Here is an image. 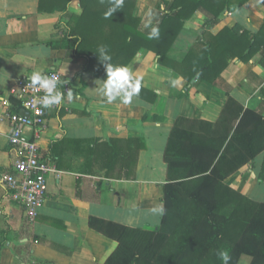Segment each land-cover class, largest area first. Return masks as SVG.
<instances>
[{
	"label": "crops",
	"instance_id": "1",
	"mask_svg": "<svg viewBox=\"0 0 264 264\" xmlns=\"http://www.w3.org/2000/svg\"><path fill=\"white\" fill-rule=\"evenodd\" d=\"M165 1L172 0H131L128 12L142 20L151 7L157 12L155 23L167 11ZM233 3L214 21L203 7L182 18L169 52L181 62L194 48L195 58L203 53V62L207 58L206 63H212V55L219 51L223 64H214L216 69L199 80L192 65L184 63L176 71L142 47L128 66L157 97L153 102L134 97L124 104L108 103L99 95L95 87L102 79L84 71L86 58L70 47L48 43L67 34L62 11H40V0H0V264H104L117 242L92 230L88 218L97 215L150 229L159 224L162 215L151 210L163 204L167 176L163 154L176 118L216 121L230 96L264 114V2ZM69 10L76 15L83 12L79 0H72ZM206 43L213 46L212 54L204 51ZM241 52L246 56L240 57ZM53 70L71 85L72 98L50 110L39 139L42 155L55 171L49 175L46 199L32 222L2 181L5 173L13 171L16 158L9 142L12 111L4 99L14 96L11 90L20 78ZM28 134L33 136L31 130ZM142 136L147 147L139 151L129 177L124 173L133 168L118 164L107 175L105 159H95L91 151L99 140ZM226 182L248 198L264 202V195L256 190H264V151Z\"/></svg>",
	"mask_w": 264,
	"mask_h": 264
},
{
	"label": "trees",
	"instance_id": "2",
	"mask_svg": "<svg viewBox=\"0 0 264 264\" xmlns=\"http://www.w3.org/2000/svg\"><path fill=\"white\" fill-rule=\"evenodd\" d=\"M216 1H165L167 11L155 22L160 36L152 40L147 38L142 20L128 12L131 0H125L123 8L107 19L104 13L108 0H79L81 15L70 12L72 0H40L39 10L63 12L67 34L63 40L48 43L72 48L77 56L86 58L84 71L102 80L106 79V69L97 53L101 45L107 46L113 64L128 65L145 47L157 54L160 64L176 71L184 63L192 65L191 71L201 80L207 76L206 71H213L214 64L224 63L218 49L212 63H206L207 58L203 62V53L195 58L194 48L181 62L171 58L169 52L182 18L203 7L214 21L222 11L234 7L233 0ZM224 31L234 32L230 28ZM205 47L207 54L213 53L212 45L206 43ZM245 56L240 53V57ZM138 97L153 102L157 95L142 82ZM9 101L11 111L21 110L17 97ZM224 106L216 121L179 116L172 124L163 154L167 165L162 197L165 211L157 228L133 227L90 215L88 225L92 230L117 242L104 264H222L217 256L221 249L229 251V264H238L242 255L251 257L250 264H264V202L248 198L226 182L264 151V114L242 106L231 96ZM146 147L143 136L111 138L97 141L91 151L95 159H105L107 175L118 164L133 168L124 173L129 177L136 169L139 151Z\"/></svg>",
	"mask_w": 264,
	"mask_h": 264
},
{
	"label": "built area",
	"instance_id": "3",
	"mask_svg": "<svg viewBox=\"0 0 264 264\" xmlns=\"http://www.w3.org/2000/svg\"><path fill=\"white\" fill-rule=\"evenodd\" d=\"M46 75H55L63 81L59 71H49ZM28 78H20L11 90L21 101V110L28 111V114L21 113V110L8 113L9 142L15 148L16 158L12 163L13 171L5 173L2 181L11 196L24 206L29 220L34 222L46 199L49 175L55 171L51 162L44 159L39 139L47 128L50 110L60 108L72 88L69 83L62 82L59 87L64 94L63 103L44 109L39 103L44 91L33 88ZM4 103L10 107L8 99H4ZM28 130L33 132V136L28 134Z\"/></svg>",
	"mask_w": 264,
	"mask_h": 264
},
{
	"label": "clouds",
	"instance_id": "4",
	"mask_svg": "<svg viewBox=\"0 0 264 264\" xmlns=\"http://www.w3.org/2000/svg\"><path fill=\"white\" fill-rule=\"evenodd\" d=\"M125 0H108V8L104 13V18L112 17L113 14L123 8ZM264 2V0H262ZM160 10L164 11V5H160ZM157 17L155 9L149 7L144 13L142 19V28L148 30L147 38L149 40L159 39L160 30L154 23ZM99 60L106 69V79L96 82L95 90L100 96L106 98L108 103L119 100L124 104L132 102L134 97H138L142 87V77L133 75L132 69L128 65L113 64L112 57L109 54L106 45L99 46L97 50ZM31 86L37 90H43L44 95L39 98V103L44 109H50L53 106H59L64 101V94L60 90L61 81L55 75H46L40 71L33 72L28 78ZM68 98H72V93L68 92ZM154 214L163 215L164 207L161 203L158 207L151 210ZM217 256L222 264H229L231 260L227 249H221Z\"/></svg>",
	"mask_w": 264,
	"mask_h": 264
},
{
	"label": "rangeland",
	"instance_id": "5",
	"mask_svg": "<svg viewBox=\"0 0 264 264\" xmlns=\"http://www.w3.org/2000/svg\"><path fill=\"white\" fill-rule=\"evenodd\" d=\"M256 190H258L259 194L262 193L264 195V190H261V189H256ZM256 197L258 198L259 196H256ZM250 263H251V257L248 255H242L238 262V264H250Z\"/></svg>",
	"mask_w": 264,
	"mask_h": 264
},
{
	"label": "water",
	"instance_id": "6",
	"mask_svg": "<svg viewBox=\"0 0 264 264\" xmlns=\"http://www.w3.org/2000/svg\"><path fill=\"white\" fill-rule=\"evenodd\" d=\"M20 112H21V113H26V114H28V111H26V110H24V109L21 110ZM156 228H157V226H156Z\"/></svg>",
	"mask_w": 264,
	"mask_h": 264
}]
</instances>
